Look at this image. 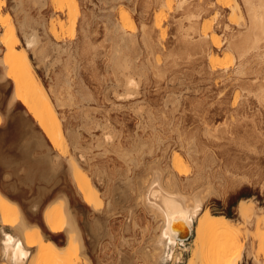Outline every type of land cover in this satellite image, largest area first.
I'll list each match as a JSON object with an SVG mask.
<instances>
[{
	"label": "rangeland",
	"instance_id": "1",
	"mask_svg": "<svg viewBox=\"0 0 264 264\" xmlns=\"http://www.w3.org/2000/svg\"><path fill=\"white\" fill-rule=\"evenodd\" d=\"M1 1V14L4 17L7 16L9 21L4 26L0 25V38L1 34L13 26L18 37L16 48L24 47L23 33L19 26L26 19V30L29 27V29L37 32L39 41L41 40L38 48L41 51L44 49L43 52L37 49L36 53L34 52L35 54L28 51L32 69L54 103L58 99L56 97L60 95L61 99L58 100L61 102L66 100L65 103H67L66 105L62 102L61 105H65L60 107L58 106L60 105L59 102L56 105V111L64 134L70 143L67 144L68 148L66 147L65 151L61 152L60 150L58 152L61 156L58 160H55L53 164H45L44 167L46 168L42 169L48 176L44 178L46 183L53 185L56 192L60 193L57 200L48 204V206L54 205L47 209V213L58 212L57 208L61 211L63 206L65 209H71L74 214L77 213L75 215L79 219L83 235H85L86 239L88 238L86 224L88 212L83 208L81 198L70 180L66 159L74 156L73 158L78 160L80 148L84 149L83 147L86 144V147L93 148L92 150L94 151L96 148L95 144H97L95 137L100 138L99 134H102L105 128L104 124L107 121L109 124L106 123L105 126H111L110 129L113 132L116 130L117 133L115 132L114 134L118 138L121 139V135H123L122 141L125 142L123 143L126 146L137 135H143L147 138L156 134L162 136L169 149H167V153L164 156H161L160 152L157 157L162 158L164 160L163 163L165 162L164 164H168L170 156L179 155L184 166H182L184 172L181 173H185L184 168L187 169L186 171L192 170L193 164L187 158L184 149L181 148L180 141L181 139L189 141L190 137H194L197 141V146L200 147L198 148L199 154L197 153L198 163L202 161L204 168L208 166V169L206 168L208 172L204 169L203 178L201 179L203 182L199 181L198 183L200 184L197 183L196 187L193 185V189H185V179L189 176V172L186 175H179L178 181L184 187L182 191L185 190V193H191L197 187L202 188L211 185L213 190H216L206 199L203 204L204 210L214 215H222L227 218L229 216L230 219L237 220L236 206L238 202L243 199H250L255 202L258 215L260 213L262 215L260 209L264 207V99H260L261 97L258 95L260 90L258 89L264 88V41L260 44L262 47L259 52H253V54H248L245 57L239 56L236 50V52L234 49L229 51L227 48L230 36L232 34L236 36L239 32L238 25L246 20L245 7L242 0H236L239 4V9L235 10L232 9L234 0H185L184 3H188V5L181 4L184 7L183 9H180L181 6L178 4L180 1L178 0H172L170 9L161 4V2L159 3V0ZM21 3L22 5H20ZM191 15H193V18ZM115 24H117L116 26L119 25L118 28L123 30H120L121 32L129 33L128 35L133 38L128 43L130 47L128 51L130 53L128 51L126 53H129L130 55H128L134 58L132 60L135 66L133 69L131 68L130 72L137 80L139 79L140 87L136 91L137 94L134 93L135 95L132 94V98L129 97L124 100L122 97H116L117 94L124 92L122 87L123 78L120 72L111 64V54L117 38L114 33ZM207 26L218 34V45H215L209 38L204 39V41L201 38L200 33ZM79 27L82 29H79ZM113 37L116 38L114 39ZM63 50H67V53ZM2 55L3 50L0 46V57ZM45 57L49 59L47 60ZM41 58L43 59L41 60ZM56 60L61 63L59 61L56 62ZM244 60L247 64H245ZM64 71L69 74L63 73ZM137 71L140 72L138 73ZM118 76L121 77V81ZM66 78L69 82H67L68 86L65 83ZM5 85L9 86V89L3 95V98L6 99L10 96L11 84L8 81ZM51 86H55L53 88L57 90L55 91ZM58 88L60 89L58 90ZM50 89H53L51 90L53 94L50 93ZM54 92H56L55 95ZM57 94L58 96H56ZM5 102L4 100L0 103L2 112L6 111ZM140 105L144 106L139 107ZM138 108H142L139 110L143 111H139ZM136 110H138L137 113ZM153 110L155 111L154 113L152 112ZM150 111L153 116L148 114ZM161 111L163 112L161 113ZM16 112L24 115V120L30 123L32 129L40 135L39 129L33 124L32 119L25 114L21 105H16ZM1 121L2 117L0 116ZM150 123L153 125L151 124V126ZM206 126L209 130H207ZM108 127L104 130H108ZM71 133L78 135V138L75 136V140L78 139L75 142L80 145H74L75 142L72 143L69 140ZM210 136L212 137L210 138ZM79 139L83 142L79 141ZM88 144L92 146L90 147ZM76 147L80 150L78 149L77 151ZM246 148L249 149L247 150ZM44 153L50 154L49 156L57 154L45 144L41 148L32 145L29 151L32 162ZM26 155V153H22L19 150L6 154L4 159L9 162L13 160L23 161ZM110 155L113 156L112 159L114 160L115 155ZM111 156H109L105 164L103 163L104 167L111 169L107 168L110 172L113 170V172L118 171L120 168L117 169L115 166L117 164L119 166V163H115L116 161L112 162L113 160H110ZM203 156L208 157V160H205L207 158ZM203 158L206 162L203 161ZM97 159L100 160L98 157ZM95 160L93 159L92 162ZM110 161L115 165L113 166ZM202 162L199 165L202 166ZM80 164L83 167V163ZM52 165L55 166L51 168L53 171L49 168ZM110 165H112V168ZM40 171L32 170L30 172L35 174ZM50 171L53 173L55 171V173L53 174ZM222 176L226 179H223ZM240 178L244 179L243 182H238ZM18 179H21V177ZM61 198H63L64 202H60ZM132 202V199H128L127 203L121 200L118 202L115 216L112 217L113 220H110L108 225L113 238H104L107 241H101L98 247L90 249L93 264H126L128 262L131 264H143V261H118V256L121 252H126L131 257L135 253H139V250L144 246L148 247L150 238L155 234L153 233V227L156 221L154 222L150 214L141 207L134 209ZM124 204H126L127 209L125 207V210H122L124 209V206H122ZM128 210L130 213H128ZM125 211L126 215H124ZM15 219L18 220V216L13 210L9 211L7 220L13 222ZM27 220L37 222L42 232L48 233L40 216L28 218ZM252 226L249 228L250 232L254 231V225ZM260 226H262L260 229L263 228V225ZM28 236L33 240L37 238L34 233H29ZM113 239L114 243L111 242ZM58 244L64 245V240ZM187 248H189V245H187ZM99 250L102 252L100 253ZM255 250L256 243L253 245V251ZM98 253H100V258H102L101 261H97ZM182 255L181 261L174 264L188 263L189 250L183 252ZM246 255L245 252L239 264H255L251 257L249 255L246 257ZM259 262V264H263L262 258H260ZM34 264H52V262L49 258L37 259L36 256ZM74 264L85 263L84 261H74ZM163 264L173 263L165 262ZM193 264L200 263L195 261Z\"/></svg>",
	"mask_w": 264,
	"mask_h": 264
},
{
	"label": "bare ground",
	"instance_id": "2",
	"mask_svg": "<svg viewBox=\"0 0 264 264\" xmlns=\"http://www.w3.org/2000/svg\"><path fill=\"white\" fill-rule=\"evenodd\" d=\"M18 1L20 0H17V2ZM178 1H180V3L178 2L179 6H181V4L185 2V0H178ZM242 1L245 7L246 20L241 22L238 25V29H239L238 34L236 36L235 34H232L230 36V40L228 42L227 48L229 49V51L230 50L232 51V49H234V51L236 50L238 52L239 56L245 57L248 54H253V52L254 53L259 52V49L262 47L260 44L262 41H264V0H242ZM160 2L161 4H163L169 9L172 5V0H159V3ZM184 4L188 5V3H184ZM20 5H22V3ZM1 6H2V1L0 0V25L4 26V24L9 21V18L7 16L5 17L2 16ZM181 7L180 9L184 8V7L182 8ZM232 9L233 10L239 9V4L236 0H234V5L232 6ZM192 16L193 15H191V17ZM25 21L26 19H24V22L22 21L19 26L20 30L23 33V38L25 42L24 47L16 48L18 37L16 35V31L13 26H11L3 34H1L0 46L2 47L3 55L0 57V66L3 68L4 77L10 80L11 83L13 84V93L11 95V99L13 101H18L24 107L26 113L35 121L36 125L41 130V133L49 142L50 144L49 146L52 147L54 152H57V156L55 155L53 160L55 159L58 160V158L61 157L58 152L60 150L61 152L65 151L68 148L67 144L70 142H68L66 138L67 136H65L64 134L61 121L56 111V105H58L60 102V105L58 106L61 107V106H64L65 104L67 105V103H65L66 100H64V102L63 101L62 102L65 104L61 105L62 102L58 100V99H61V95L59 96L60 98L56 97V99L57 98L58 99L57 100L55 99L56 103H54L50 99L47 90L44 88L42 83L36 77L32 69V64L30 62V59L28 57V51L32 53L34 52L36 53L37 49H40L38 47H40L39 43L41 40L39 41V36L37 35V32L35 30H31L29 29V27H28L29 30L28 29L26 30L27 24L25 23ZM116 25L117 24L114 25V33L115 35H117L116 36L117 38L115 37L116 38L115 39L113 37L116 40V42L114 44L113 52L111 54V64L114 68H116L120 72L121 77L123 78L122 87L124 89L123 90L124 92L122 94H117L116 97H122L124 100L129 97L132 98V94L134 93L137 94L136 91L140 87H139V79L137 80L130 72L131 68L133 69L135 65H133L134 58H131L129 56L130 51L128 50L130 47L128 46L129 45L128 43L131 42L130 39L133 40V38H131V35H128L129 33L126 34V33L121 32L123 30L118 28L119 25L118 26ZM79 29H82V28L79 27ZM200 36L201 38H203V41L204 39L209 38L215 45H218L219 40H217L218 39L217 37L219 36L215 31L210 30V27L207 26L206 28H204L203 32L200 33ZM236 40L237 42H235ZM88 47L87 49L90 48ZM43 51L44 49L41 52ZM63 51L67 53V50H63ZM63 51L61 52L64 53ZM127 51L129 52L128 53L129 55L126 53ZM58 52H59V48H58ZM135 52H138V51H135ZM62 53L60 54L63 55ZM63 58H65V56H63ZM42 59L43 58H41V60ZM46 59L48 60L49 58H46ZM57 61L59 60H56V62ZM245 64H247L246 61H245ZM242 66H241V69H242ZM116 69L115 71L117 72ZM65 71L63 73L65 74L68 73ZM137 72L139 73L140 71H137ZM121 77H119V79ZM67 78H68V75H67ZM67 78L65 80L66 84L68 82ZM115 80L117 82V78ZM70 82L72 81L70 80ZM53 89L55 90V88ZM53 89H50V93L52 94H53V91L51 92V90ZM59 89L60 88H58V90ZM258 90H260L258 91V93H260L258 94L261 97L260 99H264V88L262 89L259 88ZM55 93L56 92H54V95ZM58 94L56 96H58ZM70 94H68V96H70ZM74 94H73V97H74ZM143 106L140 105L139 107H143ZM139 109H142V108H138V110ZM138 110H136V113L138 112ZM152 112L154 113L155 111L153 110ZM162 112L163 111H161V113ZM148 114H151V111ZM155 114L157 115V113ZM151 115L153 116V114ZM106 123L107 121L105 122V124ZM105 124H104V127L107 129L109 125L108 126L106 125L107 126L106 127ZM151 124L152 123H150V125ZM110 127L108 128L110 129ZM148 128H149V125H148ZM161 128L163 129V127ZM104 129L102 131V129L100 128V130L102 131V134L101 133L99 134L100 138L95 137V139H97V144H95L96 148L94 147L95 148L94 151L92 150L93 148L90 149L89 147H86L87 144L84 145L85 144L84 143L83 144L85 146L83 147L84 149H82V147L80 146L81 147L80 149L82 151L78 148L80 150L79 151L80 153H78L79 154L78 160L73 158L74 156L70 159H66L67 168H68L67 171H69V175L71 178L70 180L72 181L73 186L77 191V194L81 198L80 200L83 203L82 205L84 206L83 208H85L86 211L88 212V216H87L88 219L86 221L87 230H88V234H87L88 238L86 239L85 235H83V232H82L83 229L80 226L79 220L78 218H76V215H75L77 213L74 214L73 211H71V209L70 210L67 208L65 209L63 205H62L63 209L60 207L61 211L59 208H57L58 212L47 213L45 215V223L50 231L62 230L65 232L67 241H66V244L63 246H58L52 242L44 241L43 238L40 236L39 229H35L33 232L37 238L35 240L30 239V237L28 236L29 233L26 230V225L24 221L22 219L18 221L15 219L14 221H16L15 223H16L17 229L24 233L25 247L22 245L21 241L18 238L12 237L6 232H4V230H1L2 238H1V243H0V257L2 259L1 261L2 264H34V261L36 260V256H37V259L49 258L52 264H74V261H84L85 264H93L92 263L93 259L90 255V249L94 247L95 248L98 247L101 244V241L106 240L104 238H107V239L113 238L111 235L112 233L109 231V227H108L109 222L110 220H113L112 217L115 216V211L119 204L118 202H120L121 200V201H124V203L125 201L127 203L128 199L133 200L132 204H134L133 205L134 209L141 207L143 210H145L146 212L150 214L154 222L156 221L155 226L153 227V233L155 234H153V236L151 235L152 237L149 240L148 247L144 246L143 248H141V250H139V253L137 254L133 253L134 255L131 257H129L126 252L122 253L120 251L121 253L118 256L119 260L116 259L120 262L121 261H143V264H163L165 262H172L174 264V263L180 262L183 257L182 253L186 252V250H189L190 255H189L187 264H193L195 261H198V263L200 264H239L242 261L245 252L247 255L251 257V259L254 261L255 264L260 263L259 262L260 258H262V262L264 264V207L260 209L262 211V215L261 213L260 215H258L257 207L254 201L250 199L240 200L236 206L237 220H232L222 215L211 214L209 211L203 209V204L205 203L206 199L210 195H212L213 191L215 192L216 190V189L213 190L211 185L204 186V187L201 186L202 188L197 187L198 189L195 188L196 190H194L191 193H185V190L182 191V188L184 187H182L180 185V182L178 181L180 178L179 175H186L187 172H189L188 173L189 176L186 177L185 179V183H186L185 189L186 188L193 189L192 188L193 185L194 187H196L197 183L199 181H202L201 179L203 178L204 169L205 171H207L206 168L208 167L207 166L206 168H204L202 161H201L202 166L199 165V163L201 164L200 161L198 163L199 159H197V153L199 150L198 148L200 147L197 146V141L194 137L193 138L190 137L191 139L188 137L189 141H187L186 138H185L186 141L182 139L180 141L181 148L184 149V152L187 158H189L191 160V163L193 164V167L191 166L192 170L186 171L187 169L184 168L185 173H181L184 171L182 169V166H183L182 160L179 157V155H173V157L170 156L168 164H164L165 163V162L163 163L164 160L162 158L157 157V155L160 154V152H161L160 155L164 156V154L167 153V149H169L168 144L165 143V140L163 139L162 136H159L156 133H155L156 134L155 136L151 135L152 137H148V138L144 137L143 135L142 136L134 135L135 137H133L129 141V144L127 143L128 146H126L124 145L125 142L122 141L123 135H121L122 138L120 139L118 138V136H116V134H114L116 130H114L115 132H113V130L110 129L112 130L110 132L109 129H108L109 131L104 130ZM207 130H209L208 127H207ZM69 136H70L69 140H71L72 143H74L75 141H78L77 139L78 135L76 136V134L71 133ZM75 136L77 137L76 138L77 140H75ZM119 136H120V133H119ZM211 137L212 136H210V138ZM80 140L81 139H79V141ZM75 144L77 145L78 143L75 142L74 145ZM92 144L94 145V143ZM88 145H90V147L92 146L91 144H88ZM78 149L76 147L77 151ZM246 149L248 150L249 148H246ZM205 152L207 153V151ZM110 154L115 155L114 160L112 159L113 156H111ZM109 156H111L110 160H113L112 162L116 161L115 163H119L120 167L117 166L118 164L115 166L117 167V169L120 168L118 169V171L113 172L114 170L112 169L113 170L112 171L113 173H112L107 170L108 167L107 168L104 167V164L108 161ZM47 157L48 156L46 155V158ZM97 157L100 158V160H98ZM203 157H206V156H203ZM206 158L207 159L205 160H208V157ZM93 159H96L95 160L96 162L93 161L94 162L93 163L92 162ZM205 160L203 158V161ZM112 162L110 161V163ZM58 163H61V162H58ZM80 163H83V167L81 166ZM163 164L164 166H162ZM112 165L114 166L115 164L112 163ZM112 165H110L111 168H112ZM56 166H57V163H56ZM52 167H55V166L53 165L51 167L49 166L50 169ZM236 177L238 176L236 175ZM224 178L225 177H223V179ZM243 180L242 178H240L238 182L239 181L243 182ZM202 182H201V185H202ZM260 188H263V187H260ZM62 199L63 198H61L60 202L63 201ZM57 203L59 202L57 201ZM125 205L126 204L122 205L124 206V209L121 208L122 210H125V207H126ZM13 208H14L13 203H10L0 197V213L2 216L3 223H6V224L12 223L8 221L7 216L5 217L4 215L5 213H7L8 215L9 211H11V209ZM64 209L65 211H63ZM128 213H130V211ZM126 214L127 213L125 211L124 215ZM252 225H254V231L250 232L249 228ZM260 225H263V228H261L262 230L260 229V227H262ZM116 240L118 241V239ZM111 242L114 243V239ZM254 243H256L255 251H253ZM187 245H189V248H187ZM31 247L35 248L34 253H31L30 251ZM99 252L101 253L102 251L99 250ZM135 252H138V251H135ZM100 253L97 254V261H101L102 259L100 258L101 257ZM126 264H131V263L128 262Z\"/></svg>",
	"mask_w": 264,
	"mask_h": 264
},
{
	"label": "crops",
	"instance_id": "3",
	"mask_svg": "<svg viewBox=\"0 0 264 264\" xmlns=\"http://www.w3.org/2000/svg\"><path fill=\"white\" fill-rule=\"evenodd\" d=\"M0 68L2 70L0 73V103L4 100L6 101V111L2 112L0 110V116L2 117V121L0 122V197L13 203L14 208L11 210H13L18 216V220L22 219L24 221L28 233H33L35 229H39L40 236L44 241L63 246L58 243L63 242L64 240V243L66 244L67 239L65 232L62 230L50 231L45 223L47 209L54 205L51 204L48 206V204L53 200L55 201L60 193L56 192L53 185L46 183L44 178L47 177V174L42 169L46 168L44 165L47 164V162L54 163L56 160H53L55 155H53L52 158L48 153H44L32 162V157L29 154L32 145L41 148L43 144L47 146L50 144L41 133V130L36 125L35 121L26 113L24 107L18 101H13L11 99L13 84L10 80L4 77L3 68L1 66ZM8 81L11 84V92L9 98L5 99L3 98V95L7 89H9V86L5 85ZM17 104L23 107L25 114L32 119L33 124L39 129L41 136L38 135V132L32 129L30 123L24 120V115L17 114ZM50 149L53 151L52 147H50ZM19 150H21L22 153L27 154L25 160H13L11 162L5 161L4 157L6 154H11V152ZM46 155L50 159L48 157L46 158ZM32 170L41 171L33 174L30 172ZM20 177L21 179H18ZM4 216L6 217L7 213H5ZM39 216L43 219L46 230L48 231L47 234L42 232L37 222L27 220L28 218ZM15 222L16 221H13L11 224L3 223L0 213V243L2 238L1 230H4V232L10 236L18 238L25 247L24 233L17 229ZM30 251L31 253H34L35 248L31 247ZM1 261L2 259L0 257V262Z\"/></svg>",
	"mask_w": 264,
	"mask_h": 264
},
{
	"label": "trees",
	"instance_id": "4",
	"mask_svg": "<svg viewBox=\"0 0 264 264\" xmlns=\"http://www.w3.org/2000/svg\"><path fill=\"white\" fill-rule=\"evenodd\" d=\"M228 218H230V217L228 216Z\"/></svg>",
	"mask_w": 264,
	"mask_h": 264
}]
</instances>
